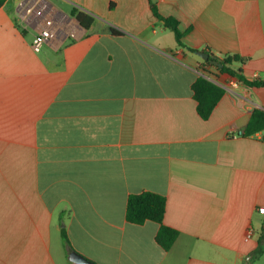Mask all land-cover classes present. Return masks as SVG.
I'll return each instance as SVG.
<instances>
[{"label":"crops","instance_id":"obj_1","mask_svg":"<svg viewBox=\"0 0 264 264\" xmlns=\"http://www.w3.org/2000/svg\"><path fill=\"white\" fill-rule=\"evenodd\" d=\"M198 51L264 80V0H0V264H76L62 226L90 264H264V131L235 135L264 87ZM205 72L228 90L202 120L191 85ZM141 192L165 197L169 251L157 223L125 219Z\"/></svg>","mask_w":264,"mask_h":264},{"label":"trees","instance_id":"obj_2","mask_svg":"<svg viewBox=\"0 0 264 264\" xmlns=\"http://www.w3.org/2000/svg\"><path fill=\"white\" fill-rule=\"evenodd\" d=\"M152 10L154 16L163 22V27L173 33L176 44L178 46H183L181 43L182 33L178 29L177 20L173 18L160 17L154 6H152ZM70 15L86 29H88L93 23L92 17L78 12L75 9L71 10ZM109 32L113 36H118L121 34L120 31L112 28L109 29ZM191 50L194 52L193 49ZM215 58L218 59L219 63L222 65L221 68L211 65L208 61H204V63L206 65L213 66L221 74L236 78L239 82L246 85L247 87H264V80L255 79L253 81H248L242 75H240L239 70H233L229 67L232 62H243L244 59H241L236 55L226 56L224 58ZM191 90L193 99L196 102V112L202 120H207L210 117L212 111L225 92L221 86L211 82L202 75H200L192 83ZM261 131H264V110L256 109L252 112L244 130L242 131V135L249 137ZM165 207V197L156 193L141 192L138 194H131L128 196L126 202L125 219L127 222L136 225H141L146 221L157 223L158 230L155 235V242L164 251H169L178 237V232L164 225L163 218L165 214ZM60 235L66 252H73L63 226L60 229ZM262 251H264V224H262V228L257 240V248L254 251V256H260Z\"/></svg>","mask_w":264,"mask_h":264},{"label":"built area","instance_id":"obj_3","mask_svg":"<svg viewBox=\"0 0 264 264\" xmlns=\"http://www.w3.org/2000/svg\"><path fill=\"white\" fill-rule=\"evenodd\" d=\"M23 5V3H21L20 4V6H22ZM38 16H40L41 15V11H37V13H36ZM48 36H49V33H48V31L47 30H42V31H40L39 33H37V34H35L34 36H33V38H32V40H31V49L34 51V52H39L40 51V49H41V47L44 45V43L47 41V38H48ZM202 76H204L205 78H207L208 80H210L211 82H213V83H215V84H217V85H219V86H221L224 90H228L227 89V84L225 85V84H219L218 83V81H217V79H216V77H214L213 75H211V74H209V73H207V72H205V73H202ZM262 132V131H261ZM235 135H238V136H242V132H238L237 134H235ZM234 135V136H235ZM258 212L259 213H264V207H260L259 209H258ZM247 234L249 235V236H251L252 234H253V230L250 228V229H248V231H247Z\"/></svg>","mask_w":264,"mask_h":264},{"label":"water","instance_id":"obj_4","mask_svg":"<svg viewBox=\"0 0 264 264\" xmlns=\"http://www.w3.org/2000/svg\"><path fill=\"white\" fill-rule=\"evenodd\" d=\"M76 23H78L77 20H75ZM196 54L203 59L204 61H208L211 65L218 66L219 68L222 67V65L219 63L218 59H216L214 56H211L209 53L204 51H198ZM68 259L69 261L76 263V264H90L89 261L81 257L75 252L68 253Z\"/></svg>","mask_w":264,"mask_h":264},{"label":"rangeland","instance_id":"obj_5","mask_svg":"<svg viewBox=\"0 0 264 264\" xmlns=\"http://www.w3.org/2000/svg\"><path fill=\"white\" fill-rule=\"evenodd\" d=\"M167 33H168V35H169V36H171V35H172V34H171V32H169V31H168ZM172 38H173V37H172Z\"/></svg>","mask_w":264,"mask_h":264}]
</instances>
